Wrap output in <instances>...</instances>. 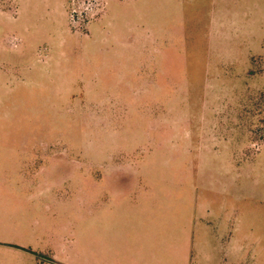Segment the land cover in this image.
<instances>
[{"label":"rangeland","instance_id":"rangeland-1","mask_svg":"<svg viewBox=\"0 0 264 264\" xmlns=\"http://www.w3.org/2000/svg\"><path fill=\"white\" fill-rule=\"evenodd\" d=\"M0 264H264V0H0Z\"/></svg>","mask_w":264,"mask_h":264},{"label":"crops","instance_id":"crops-1","mask_svg":"<svg viewBox=\"0 0 264 264\" xmlns=\"http://www.w3.org/2000/svg\"><path fill=\"white\" fill-rule=\"evenodd\" d=\"M118 171H120V169H117ZM116 169H108V172H115ZM111 175V174H110ZM113 175V174H112ZM111 175V176H112ZM108 174V178H112L111 181H106V187L111 189V190H107V194L108 196L105 198V200H103L102 198L99 200V198H97L96 196L91 194V206L90 208L92 209L93 206L95 204H99V203H103V211H102V216H108V217H116V216H120L121 215V207L124 204L125 199H121L120 197V190H115V188L112 187V183L114 181H116L114 179V177H111ZM150 185H152V183L149 184H145L144 186H142V190L144 191V193L148 194L147 192L150 191V189L152 188ZM146 189V190H145ZM165 195L167 196V198H170L171 195L169 192H165ZM142 196H140L141 198ZM99 200V201H98ZM204 198L200 199L199 197L197 199H194L193 204L195 205L196 208H200V206L204 205ZM108 205H114V207H109ZM117 206V208H116ZM118 209V210H117ZM114 210H117V212H115L114 214ZM164 211H168V209H164ZM115 215V216H114Z\"/></svg>","mask_w":264,"mask_h":264}]
</instances>
